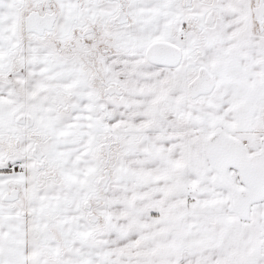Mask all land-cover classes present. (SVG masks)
I'll use <instances>...</instances> for the list:
<instances>
[{
	"label": "snow or ice",
	"instance_id": "6c2138e0",
	"mask_svg": "<svg viewBox=\"0 0 264 264\" xmlns=\"http://www.w3.org/2000/svg\"><path fill=\"white\" fill-rule=\"evenodd\" d=\"M0 264H264V0H0Z\"/></svg>",
	"mask_w": 264,
	"mask_h": 264
}]
</instances>
